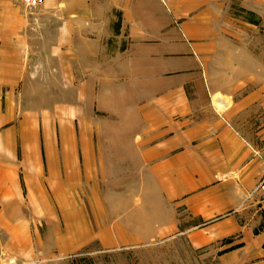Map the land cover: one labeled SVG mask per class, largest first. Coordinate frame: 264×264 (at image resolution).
Segmentation results:
<instances>
[{
    "label": "crops",
    "instance_id": "0c3cea01",
    "mask_svg": "<svg viewBox=\"0 0 264 264\" xmlns=\"http://www.w3.org/2000/svg\"><path fill=\"white\" fill-rule=\"evenodd\" d=\"M127 3L141 15L119 22L102 11L117 3L103 0H44L38 12L44 22H57L40 51L124 55L125 69L113 66L110 81L125 72L127 89H139L138 99L135 91L126 97V119L113 121L112 129L121 130L110 135L126 138L111 144L117 161L111 176L126 183L132 206L124 227L113 226L114 215L102 214L103 194L95 192L92 229L71 189L91 173V163L103 172V150L89 142L83 110L63 111L57 125L51 110H24L22 89L33 83L28 58L43 29L0 0V250L22 258L37 225H51L48 216L58 206L64 234L72 236L69 250L84 246L73 238L83 231L87 239L94 232L101 249L142 247L157 238L200 250L210 264H264V192L257 187L264 158V0ZM118 36L126 42L123 54L108 55L104 41ZM40 211L47 216L41 222L34 219Z\"/></svg>",
    "mask_w": 264,
    "mask_h": 264
},
{
    "label": "rangeland",
    "instance_id": "374dc122",
    "mask_svg": "<svg viewBox=\"0 0 264 264\" xmlns=\"http://www.w3.org/2000/svg\"><path fill=\"white\" fill-rule=\"evenodd\" d=\"M103 1H112L113 4L117 3V7L113 5L110 10L104 8L102 11L105 16H113L119 22L126 18V16L133 17L135 15L137 17L141 15L139 14L142 11L141 8H127L126 4L130 2V6L133 3L137 6L143 0ZM39 11L29 12L27 15L37 19L38 25L35 27L37 31L43 30L39 32L38 38L34 41V45L36 46L35 51L28 58V75L33 83L32 88L26 87L22 89V106L24 110L37 108L36 110L39 112L44 109L53 111L51 115L56 119V125L58 123L57 119L60 120L59 117L62 116L63 111L71 109L72 111L75 109V113H78L80 109L84 111L85 118L87 119L86 132L89 133V142L94 147L96 146L97 150L101 148L104 151H102L104 173L100 169L96 172L94 164L91 163V173L86 178L81 177V184L72 187L71 195L74 193L77 196L80 206L84 209L86 218L91 222L89 224L92 225V229H95L97 227V210L94 193H102V214H113V220L115 221L113 226L117 225V227L123 228V223L128 214L127 209L132 206V202L125 199L126 183L118 184V177L111 176L113 167L115 169L117 166V161L113 158L115 153L111 152V144H116V140L120 143H125L126 138L123 136L111 138L110 135L112 130L113 132L118 131V129L121 130V126L118 129H112L115 127L112 122L126 119V97L131 96L135 91V97L138 99L139 89L136 88L133 91L127 89L125 72L117 73L118 77L114 78V82L110 81L113 66L125 69L127 58L124 55L115 57L103 56L96 59L93 55H89V52L85 53L83 50L79 51L78 49H71L70 53L66 51L64 53L61 50L59 51V56H48L45 50L40 51V48L50 43V40H44V37H52L50 31L57 27V22L49 20V24L45 21L46 24L43 25L45 22L42 20V14L38 13ZM123 38L118 36L113 41H104V45L106 44V47L109 49L108 55L111 51L113 54L117 52L123 54L122 51L126 47V42L123 41ZM117 39L120 40L117 41ZM111 43L112 46L110 45ZM100 72H102V76H99ZM95 75L98 76V82H95ZM95 84L101 85L102 89H95ZM111 98H113V101H111ZM55 129L57 130V128ZM77 130L78 128L76 127ZM77 139H79L78 136ZM95 173H97V176H95ZM59 188V186H56L55 190L57 191ZM119 193L122 195L120 196ZM57 204H60L58 200H56L55 206ZM49 214L51 213L49 212ZM53 214L54 216H48L51 225H46V223L37 225L39 232L35 233L36 241H34L28 251L23 253L22 258L0 250V264L211 263L210 260L208 262L206 257H202L200 250L195 251L189 248L177 247L174 243L171 245H168V243L166 245L165 243L161 244L157 238L144 244L142 247L101 249L94 237V232L92 237H88V239L83 231L74 234V241L80 240V244L84 246L69 250V248H64L69 240H72V236L64 234L63 220L66 217L61 214L60 207L58 208V206H56ZM110 215H108V220L111 222ZM46 218L47 216L42 211H40L38 216L34 217L39 222L44 221ZM105 221L106 218L104 217ZM53 228L54 230H52ZM172 240L175 239L173 238Z\"/></svg>",
    "mask_w": 264,
    "mask_h": 264
},
{
    "label": "built area",
    "instance_id": "2783aa9c",
    "mask_svg": "<svg viewBox=\"0 0 264 264\" xmlns=\"http://www.w3.org/2000/svg\"><path fill=\"white\" fill-rule=\"evenodd\" d=\"M16 6H19L26 14L40 10L44 0H10ZM258 189L264 192V158L262 175L257 185Z\"/></svg>",
    "mask_w": 264,
    "mask_h": 264
}]
</instances>
